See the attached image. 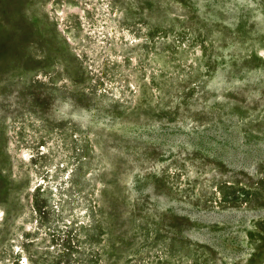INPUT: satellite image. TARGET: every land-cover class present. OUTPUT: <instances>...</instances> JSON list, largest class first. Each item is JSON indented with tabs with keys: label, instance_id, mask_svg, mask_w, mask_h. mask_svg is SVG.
<instances>
[{
	"label": "rangeland",
	"instance_id": "rangeland-1",
	"mask_svg": "<svg viewBox=\"0 0 264 264\" xmlns=\"http://www.w3.org/2000/svg\"><path fill=\"white\" fill-rule=\"evenodd\" d=\"M0 264H264V0H0Z\"/></svg>",
	"mask_w": 264,
	"mask_h": 264
}]
</instances>
